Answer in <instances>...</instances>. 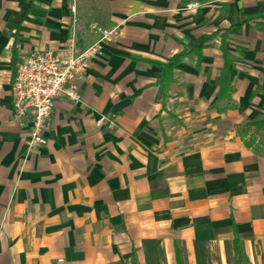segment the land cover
I'll return each instance as SVG.
<instances>
[{"label":"crops","instance_id":"0c3cea01","mask_svg":"<svg viewBox=\"0 0 264 264\" xmlns=\"http://www.w3.org/2000/svg\"><path fill=\"white\" fill-rule=\"evenodd\" d=\"M93 24L120 37L29 151L21 56L84 49ZM191 48L163 88L157 62ZM263 114L264 0H0V264H234L236 238L264 264V153L239 134Z\"/></svg>","mask_w":264,"mask_h":264},{"label":"built area","instance_id":"2783aa9c","mask_svg":"<svg viewBox=\"0 0 264 264\" xmlns=\"http://www.w3.org/2000/svg\"><path fill=\"white\" fill-rule=\"evenodd\" d=\"M198 3H190L195 8ZM99 34L95 43L80 49L74 35L64 49L46 48L21 56L12 80V115L20 124H31L26 140L33 151L47 143L46 131L55 99H81L80 82L89 62L102 55V45L116 41L121 34L118 26H91ZM114 123L111 122L110 126Z\"/></svg>","mask_w":264,"mask_h":264},{"label":"trees","instance_id":"16d2710c","mask_svg":"<svg viewBox=\"0 0 264 264\" xmlns=\"http://www.w3.org/2000/svg\"><path fill=\"white\" fill-rule=\"evenodd\" d=\"M224 48V56H225V65L221 70V76L218 81L219 91L217 101H230L231 94L233 92L232 80L230 78V68L229 63L231 60V55L229 52ZM191 52H198L199 49L191 48V49H184L181 53L174 55L168 62L160 63L157 62L159 66L162 67V76L160 79V84L163 88L173 81L174 75V68L176 65L181 61V58L188 53ZM232 107V105H230ZM229 105L224 107L223 110L230 107ZM239 134L242 137L244 143L248 147H253L259 152L264 153V140L261 138L258 139L259 135L264 134V114L259 116L254 121L248 122L243 125L240 130ZM234 248H235V262L234 264H250L247 256L244 253L242 243L240 239L236 238L234 241Z\"/></svg>","mask_w":264,"mask_h":264},{"label":"rangeland","instance_id":"374dc122","mask_svg":"<svg viewBox=\"0 0 264 264\" xmlns=\"http://www.w3.org/2000/svg\"><path fill=\"white\" fill-rule=\"evenodd\" d=\"M261 139H262V140H264V137H263V136H261Z\"/></svg>","mask_w":264,"mask_h":264}]
</instances>
